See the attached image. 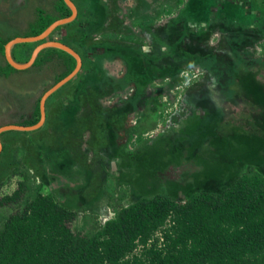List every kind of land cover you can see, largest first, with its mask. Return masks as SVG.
<instances>
[{"label": "rangeland", "instance_id": "rangeland-1", "mask_svg": "<svg viewBox=\"0 0 264 264\" xmlns=\"http://www.w3.org/2000/svg\"><path fill=\"white\" fill-rule=\"evenodd\" d=\"M1 1L12 10L9 0ZM53 1L40 0L46 13H55ZM73 1L77 20L56 34L75 51L85 48V56L92 52V61L83 63L93 73L83 81L86 70L80 68L79 75L51 94L39 127L2 132L0 197L17 187L19 172L27 173L31 191L37 185L47 191L42 180L46 176L57 191L76 197L73 226L86 232L103 226L108 209L113 212L110 204L128 205L139 197L164 192L170 185L179 197L185 195L183 187L186 192L218 191L229 176L230 180L236 177L238 167L245 164L238 156L245 150L246 139L253 138L256 145L264 139V108L238 96L232 76L238 63V89L264 106V81L258 80V73L243 70L250 67L248 61L263 59L264 63V37L249 30L264 23L263 0H250L245 6L216 0H126L119 7L118 0ZM14 15L18 25L0 18V35H12L13 26L27 30L24 23L37 14L28 5ZM79 22L92 23L81 48L76 42ZM113 44L142 48L149 57L152 53L151 58L162 52L167 72L137 74L130 68L133 52L127 49L129 56H122L120 47ZM172 45L176 50L170 49ZM134 53L142 56L137 50ZM21 54L15 50L17 59H22ZM61 68L46 71V66L32 73L30 79L35 77L39 90L29 79H7L15 94L8 96L15 100L0 105V124L21 122L22 107L33 108L34 92L40 98ZM50 153L57 159L47 158ZM251 156L248 165L261 159L259 170L264 172V152ZM61 160L67 165H58ZM56 172L60 173L55 176ZM12 206H0V225L14 210Z\"/></svg>", "mask_w": 264, "mask_h": 264}, {"label": "trees", "instance_id": "trees-1", "mask_svg": "<svg viewBox=\"0 0 264 264\" xmlns=\"http://www.w3.org/2000/svg\"><path fill=\"white\" fill-rule=\"evenodd\" d=\"M52 3L55 13H46L41 7L42 3H38L36 17L27 23L28 26L24 23L27 30H19L13 26L16 31L12 35H0V75L5 77L11 73L26 71L15 69L5 60L4 45L10 39L17 36H35L54 20L71 14L64 0H55ZM5 8L1 1V20L18 25L17 15L8 14L10 11ZM77 18L78 16L74 20ZM69 24L71 23L57 26L46 39L49 40L54 33ZM86 24H76V42L80 48L83 47L82 42L87 39L89 26L92 25ZM59 41L65 43L63 40ZM38 43L39 41L15 44L11 50L12 57L17 62H26ZM113 46L120 47L122 56L128 57V51L133 52V64L130 68H134L137 74L147 76L146 74L157 69L156 74L148 76L167 72L168 66L165 65L164 58L166 56L162 52L159 57L151 58L152 53L149 57V53L144 52L142 48L125 47L122 44ZM162 47L159 46V49ZM176 47L172 45L170 49L176 50ZM16 49L18 53L22 51L21 60L15 56ZM84 50H76L81 53V68L86 70L87 74H84L85 77L81 76L83 81L90 79L88 75L93 73L84 65L85 62L92 61V52L88 50L85 56ZM136 50L142 55L140 58L135 56ZM195 57L192 60L198 61ZM262 60L248 61L247 66L250 67L243 69L253 74L258 73L256 75L261 82L264 81ZM47 63L49 64L46 71L62 67L56 75L51 76L54 83L75 67V59L69 53L48 47L38 53L29 68ZM233 71L236 94L246 98L247 103L252 101L253 106L256 104L257 107L264 108L255 102L251 95L238 89V63ZM77 75L79 74L76 73ZM82 85L83 82H79L80 90ZM262 86L264 91V84ZM39 99L36 98L32 115L24 122L25 126L33 125L39 120ZM253 141V138L246 139L245 150H241L238 156V161L245 162L244 166L238 167L237 176L231 180L229 176L227 183L220 190L198 189L186 192L187 189L183 187L185 195L179 197L174 192L176 188L170 185L171 188L164 192L139 197L128 205L110 204L114 211L113 217L106 220L101 228L88 229L86 232L73 226L77 218L75 196L70 198L65 194L66 191H57L51 185V179L46 176L42 180L48 186L47 191H43L41 185L31 191L27 173L19 172L21 179L17 182V187L9 195L0 197V206L9 204L13 205L14 209L0 225V264H264V172L259 170L261 159L254 165L252 162L248 165L251 154L258 150L264 152V139L260 140L259 145ZM52 147L51 144L50 148ZM40 149L43 154L45 150ZM50 151H53V148L49 149ZM50 154L47 158L57 159V155ZM64 163L61 160L58 165ZM58 165L54 167L58 168ZM58 173H54L55 176ZM199 176L200 173L197 178ZM100 178H103V173ZM55 181L58 186L57 177ZM15 203L18 205H14ZM158 230L162 232L160 246L158 239L153 237ZM149 238H152V241L146 246Z\"/></svg>", "mask_w": 264, "mask_h": 264}, {"label": "water", "instance_id": "water-1", "mask_svg": "<svg viewBox=\"0 0 264 264\" xmlns=\"http://www.w3.org/2000/svg\"><path fill=\"white\" fill-rule=\"evenodd\" d=\"M65 4L69 7V9L71 10V14L67 17H63L57 20H54L51 24H49L41 33L35 35V36H30V37H14L12 39H10L5 45H4V56L6 61L15 69L21 70V69H25L29 66L32 65L34 59L36 58V55L38 54V52L43 49V48H48V47H54V48H58V49H62L65 52L69 53L72 57H74L75 59V67L73 68V70L67 74L66 76H64L63 78H61L60 80H58L56 83H54L51 87H49L40 97L39 99V112H40V117L39 120L33 124V125H29V126H23V125H4L0 127V134L6 130L9 129H19V130H31V129H35L37 127H39L44 118H45V102L47 100V98L54 93L56 90H58L60 87H62L67 81H69L81 68V57L80 55L70 46L59 42V41H54V40H47L44 42H41L40 44H38L34 50L32 51V54L30 55L29 59L26 62H17L16 60H14V58L12 57L11 54V49L13 48V46L17 43H22V42H34V41H39V40H43L45 39L50 33L51 31H53L57 26L68 23L70 21H72L77 13L76 7L74 5V3L71 0H64ZM2 145L0 142V149H1Z\"/></svg>", "mask_w": 264, "mask_h": 264}, {"label": "crops", "instance_id": "crops-1", "mask_svg": "<svg viewBox=\"0 0 264 264\" xmlns=\"http://www.w3.org/2000/svg\"><path fill=\"white\" fill-rule=\"evenodd\" d=\"M73 1V0H72ZM126 0H118L117 2L118 3H116L117 4V7H119V6H124L125 4H127V2H125ZM218 3H223V1H232V2H234V4L235 3H238V4H240V5H246L247 4V1H250V0H216ZM74 3H75V5H76V8H77V4H76V2L75 1H73ZM12 3H13V5H12ZM38 3H41L40 2V0H31V2L29 3V4H27V1L26 0H9L8 1V5H9V7H10V9H12L11 11L9 10V9H7L8 11H10V12H8V14L9 13H11V14H13L14 12H16V14H17V12L19 11V10H22V8H25V7H28V5H29V7L31 8V10H32V12H33V10H34V8L35 7H37V6H34V5H37ZM27 4V5H26ZM264 5V4H263ZM13 8H15L14 10H13ZM2 10H3V8H2ZM264 11V10H263ZM77 13H78V9H77ZM262 13V12H261ZM76 16H77V14H76ZM32 19V17H30L27 21H26V25H27V23L30 21ZM107 26V25H106ZM108 27L110 28V30L112 31V28H111V25H108ZM62 34H65V32H63ZM66 43V42H65ZM67 44V43H66ZM38 44H35V46H34V48L37 46ZM34 48L32 49V51L34 50ZM12 50V49H11ZM32 51H31V54H32ZM39 53V52H38ZM30 54V55H31ZM38 55V54H37ZM36 55V56H37ZM6 60V59H5ZM49 63H47V64H43V65H40L39 67H34V68H29V69H27L26 70V72H24V73H11L10 75H8V76H5L4 77V75H0V97H2V98H0V105H5V104H12L13 102H14V98H12V97H9L8 95L9 94H11L12 96H14L15 94H14V89H13V85L12 84H6L5 83V81L7 80V79H10L11 80V78H15V79H25V80H27V79H29V80H31V82H32V84H34V82H36V81H34L33 79L35 78V77H31V79H30V76L32 75V73H34V72H39V71H41V70H45V68H46V66L48 65ZM39 84L36 82V87L38 86ZM34 89L35 88H33V90H32V92L34 91ZM36 89H41V86H38V88H36ZM37 91H35L34 92V94H33V96H32V101H35L36 100V98H37V95L35 96V93H36ZM27 97H30V95H28ZM36 97V98H35ZM34 98V99H33ZM31 101V102H32ZM46 104V103H45ZM22 112H24L23 114H22ZM20 114H22V115H24V117H23V119H21L22 121L21 122H18V123H16V122H10V121H7V122H2L1 124L3 125H10V124H12V125H24L25 123V121L27 120V119H29L30 117H31V115H32V108H30L29 110H25L23 107H22V110H21V112L19 113V115H18V118H19V116H20ZM25 120V121H24ZM0 124V125H1Z\"/></svg>", "mask_w": 264, "mask_h": 264}, {"label": "flooded vegetation", "instance_id": "flooded-vegetation-1", "mask_svg": "<svg viewBox=\"0 0 264 264\" xmlns=\"http://www.w3.org/2000/svg\"><path fill=\"white\" fill-rule=\"evenodd\" d=\"M263 4H264V0L262 1V3H261V5L263 6ZM262 12V10L260 11V15L261 14H263V18H264V13H261ZM249 30L251 31V33L253 32V33H255V34H257V36L259 35L260 36V38L262 37V39H263V37H264V23H262V25H261V28H259V27H257L256 25H254V26H250L249 27ZM256 31V32H255ZM252 35V34H251ZM60 35H58V34H56V33H54V35H53V37H51L52 39H56V40H61V39H59L58 37H59ZM254 37H255V35H254ZM61 42V41H60ZM259 42V41H258ZM63 43V42H62ZM118 43V42H117ZM64 44H66V43H64ZM66 45H68V44H66ZM68 46H70V45H68ZM70 47H72V46H70ZM73 48V47H72Z\"/></svg>", "mask_w": 264, "mask_h": 264}, {"label": "built area", "instance_id": "built-area-1", "mask_svg": "<svg viewBox=\"0 0 264 264\" xmlns=\"http://www.w3.org/2000/svg\"><path fill=\"white\" fill-rule=\"evenodd\" d=\"M108 213H109V216L108 217H104L103 219H102V223L104 224V222L106 221V220H108L109 218H111L112 216H113V212H111L109 209H108ZM168 219H167V223H168ZM153 237H156L157 239H158V241H157V243L159 244L158 246H160V242L162 241V232L161 231H155V233H154V235H153ZM152 241V238H149L148 240H147V242H146V246L147 245H149L150 244V242ZM141 245H139V247H140Z\"/></svg>", "mask_w": 264, "mask_h": 264}, {"label": "clouds", "instance_id": "clouds-1", "mask_svg": "<svg viewBox=\"0 0 264 264\" xmlns=\"http://www.w3.org/2000/svg\"><path fill=\"white\" fill-rule=\"evenodd\" d=\"M71 1H72V0H71ZM30 2H31V0L28 1V3H30ZM72 2H73V1H72ZM73 3H74V2H73ZM74 5H75V3H74ZM34 6H37V5H34ZM75 7H76V5H75ZM36 8H37V7H35L34 10H36ZM76 10H77V8H76ZM76 14H77V13H76ZM75 17H76V16H75ZM74 19H75V18H74ZM74 19H73V20H74ZM73 20H72V21H73ZM32 21H33V20L29 21L28 24H29L30 22H32ZM70 22H71V21H70ZM68 23H69V22H68ZM68 23H65V24H68ZM65 24H62V25H65ZM27 26H28V25H27ZM51 32H52V31H51ZM19 37H21V36H19ZM28 37H30V36H28ZM49 40L58 41V40H56V39H52V38H50ZM49 40H48V41H49ZM44 41H47V39L45 38V39H43V40H39V43H38V44H40L41 42H44ZM34 42H36V41H34ZM59 42H60V41H59ZM43 49H45V48H43ZM41 50H42V49H41ZM41 50H40V51H41ZM40 51H39V52H40ZM76 52H77V51H76ZM77 53H78V52H77ZM81 64H82V59H81ZM29 67H31V66H29ZM29 67H27V68H29ZM27 68H25V69H27ZM21 70H24V69H21ZM67 82H68V81H67ZM67 82H66V83H67ZM55 83H56V82H55ZM52 94H53V93H52ZM46 101H47V100H46ZM45 103H46V102H45ZM45 106H46V104H45ZM3 126H4V125H3ZM23 126H25V125H23ZM1 135H2V133L0 134V137H1ZM1 145H2V144H1ZM113 213H114V211H113ZM113 215H114V214H113ZM112 217H113V216H112ZM112 217H111V218H112ZM111 218H109V219H111Z\"/></svg>", "mask_w": 264, "mask_h": 264}]
</instances>
